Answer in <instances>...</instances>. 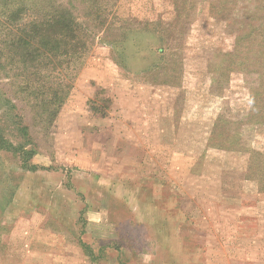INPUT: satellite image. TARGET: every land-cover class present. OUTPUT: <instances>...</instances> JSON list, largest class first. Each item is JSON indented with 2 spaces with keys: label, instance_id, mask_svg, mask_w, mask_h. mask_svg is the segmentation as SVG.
Instances as JSON below:
<instances>
[{
  "label": "rangeland",
  "instance_id": "obj_1",
  "mask_svg": "<svg viewBox=\"0 0 264 264\" xmlns=\"http://www.w3.org/2000/svg\"><path fill=\"white\" fill-rule=\"evenodd\" d=\"M0 209V264H264V0H0Z\"/></svg>",
  "mask_w": 264,
  "mask_h": 264
},
{
  "label": "trees",
  "instance_id": "obj_2",
  "mask_svg": "<svg viewBox=\"0 0 264 264\" xmlns=\"http://www.w3.org/2000/svg\"><path fill=\"white\" fill-rule=\"evenodd\" d=\"M65 14H66V16H67V18L69 19L68 21V27L69 28H71L72 26L71 25H73V18L71 17V15H70V13H68L67 11H65ZM75 22V21H74ZM76 24V23H75ZM49 25V24H48ZM258 98H261L260 96L258 97ZM259 100H261V99H259ZM11 194H12V192H9V194L7 193H5L4 195H3V206H7L8 204H9V202H10V199H11ZM0 210H2V209H0ZM85 247H86V245H85Z\"/></svg>",
  "mask_w": 264,
  "mask_h": 264
}]
</instances>
